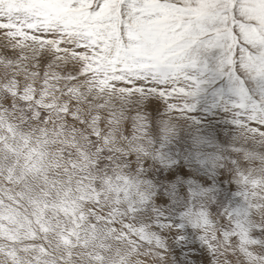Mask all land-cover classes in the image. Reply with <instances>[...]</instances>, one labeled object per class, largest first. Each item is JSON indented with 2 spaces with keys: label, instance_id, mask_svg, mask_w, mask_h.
Returning a JSON list of instances; mask_svg holds the SVG:
<instances>
[{
  "label": "snow or ice",
  "instance_id": "6c2138e0",
  "mask_svg": "<svg viewBox=\"0 0 264 264\" xmlns=\"http://www.w3.org/2000/svg\"><path fill=\"white\" fill-rule=\"evenodd\" d=\"M0 264H264V0H0Z\"/></svg>",
  "mask_w": 264,
  "mask_h": 264
}]
</instances>
